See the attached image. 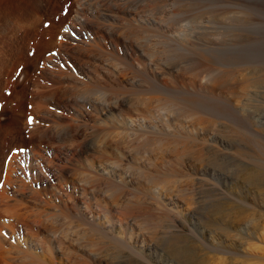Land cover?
<instances>
[{
    "label": "bare ground",
    "instance_id": "bare-ground-1",
    "mask_svg": "<svg viewBox=\"0 0 264 264\" xmlns=\"http://www.w3.org/2000/svg\"><path fill=\"white\" fill-rule=\"evenodd\" d=\"M139 1L0 0V23H4L10 32L7 41L0 38V73L3 71L5 77L9 76L13 63L12 52L20 50L18 47L16 49L17 45L26 48L29 46L33 51H43L40 57L43 77H46V74L58 73L56 76L64 78L63 80L59 81V77L54 75L52 77H56L60 84L68 82L71 85L68 86L70 88L62 86L64 90L60 91H63V94H58L57 89L44 90L43 99L36 103L39 107L53 105L61 109V112L57 111L53 116L50 114L49 118L43 117L49 119V123H40L36 118L31 124L22 122L23 128L34 138L32 142L35 145L27 152H12L11 164L8 161L11 166L8 169L11 172L7 171L9 175L7 174L4 182V186H10V183L14 182L12 172H15L16 168L12 166L24 160L27 167L21 163L19 167L22 166L20 171L26 182L23 181L24 186L14 191L20 199H17L19 202L24 199L39 204L35 200L38 198L42 201V189L51 187L63 200L65 209L61 212L66 215L71 214L78 203L84 204L85 211L90 212L89 196L92 195L98 209H94V212L96 211L97 219L102 220L105 215L100 209L103 205H100L99 201L106 202L111 197L115 199L117 193L125 192L130 185L135 184L134 176H127L126 170L132 169L131 172H134L141 166L145 168L147 161L151 160L149 156L157 161L161 157L160 154L166 155L173 149L181 153L190 149H207L217 155L227 156L228 154L223 152L226 144L220 143L219 138L209 136L202 129L205 123L202 113L205 115V109L198 111L197 104V112L187 113L182 111L180 106L178 107L181 110L171 106L173 104L169 105V102L164 104L163 101L166 100L158 96L172 97L171 90L176 91L179 86L184 90L191 88L199 92L216 90L219 94L217 104L222 122L239 130L245 129L241 134L250 145L256 143L257 134L264 139L263 133L256 129L261 128L256 121V106L241 100L242 95L238 93L233 82L239 70L246 67L252 68L253 74L264 78V58L263 62L259 60L260 56L264 55V22H252L249 12L242 11L244 8L239 0H146L142 4ZM257 4L264 6L263 3ZM252 12L264 20V16L256 13L255 9ZM187 26L192 31L189 36L188 29L185 34L182 33L183 37H177L178 41L172 38L173 29L178 27L177 29L184 28L186 31ZM178 31L180 33V30ZM77 49L80 55L94 61H78L81 63L79 71L84 77L77 76L78 80L74 78V82L70 83V76L73 75L68 74L71 65L67 56L74 50L77 52ZM53 51L58 52L66 65L51 67L55 62ZM193 54H197V57L199 55L200 58L197 59L198 62H194L197 63L196 70L190 66ZM189 72H192V75L188 79ZM253 88L247 94L251 100L264 94L258 86ZM127 92H131L134 98ZM177 92L180 95L182 93ZM256 101L262 106L263 102ZM66 109L70 111L69 114L64 111ZM219 121L222 123L220 119ZM19 123L21 124V121ZM128 137L140 148L136 147L132 152L129 150L126 155L122 154V159L126 162L133 161L134 165L127 167L125 163H121L118 167L112 166L114 164L105 167L100 164L103 173L95 172L88 156L97 155L100 150L110 148V141L125 143ZM42 140H50L55 147L50 152L52 157L50 155L46 158L42 153ZM246 160L247 167H253L252 171L258 176H264V147L258 150L256 156ZM83 161H86V166L82 165ZM108 167L112 169L109 170ZM79 172L89 175L84 174V178L82 175L84 180L78 185L71 179L72 193L76 194L73 200V194L64 189V183L67 186L70 178ZM150 183H146L148 188ZM114 189L117 193L112 194ZM0 192V202L15 201L14 203L18 204L17 200L12 201L6 196V191L2 189ZM153 195L149 201L139 195L137 203L130 205L132 208H127L128 210L116 205L112 224H109L108 216L101 222L106 228L110 227L102 233L104 239L99 238L98 242L94 240L84 247H78L80 244H77L90 258V264H107L110 259L115 258L118 262L123 258L146 264L144 259L150 258L147 254V250L151 248L150 239L156 238L154 236L157 234L171 237L173 233L188 231L185 220L189 214L183 211L184 202L179 197L168 195L165 200L162 193L157 191ZM258 203L259 198H256L254 207H257ZM151 213L157 214L158 223L165 224L167 229H156L150 238L146 234L150 230L144 232L139 225L135 228L132 220L142 217L143 214L151 216ZM168 229L172 230L171 234L167 232ZM59 230L51 229L49 235L52 243L57 246L61 262L65 264V260L69 261L71 257L66 253L64 243L71 242L72 239H64L61 236L64 239L61 240L58 234L62 233ZM127 231L131 232V237L125 235ZM64 233V236L70 235V232L66 233L68 235ZM71 233L79 232L77 230ZM74 242L72 240V244ZM34 259V263L30 260L31 264H36V257Z\"/></svg>",
    "mask_w": 264,
    "mask_h": 264
},
{
    "label": "rangeland",
    "instance_id": "rangeland-1",
    "mask_svg": "<svg viewBox=\"0 0 264 264\" xmlns=\"http://www.w3.org/2000/svg\"><path fill=\"white\" fill-rule=\"evenodd\" d=\"M145 1L146 0H140L139 3L142 4ZM239 3L243 5L244 10L242 11L249 12V19L252 22H264L263 19L252 12V10L255 9L256 13L264 16V6L257 4H264V0H239ZM177 28L178 27L173 29L174 32L171 34L172 38L177 41L179 40L177 37H183L188 29L187 35L191 31L188 26L186 31L183 30L184 28ZM178 30H180L181 34ZM9 33L6 25L1 22V40L7 41ZM17 47L20 50L16 51L13 49L14 52H12L13 55H11L13 63L10 67L11 72L9 76L5 77L3 71L0 73V191L2 189L4 192L6 191V196L8 198L10 197L12 201L13 199L20 200L19 197H16L14 191L15 189L18 191L20 189H18V187L24 186L23 181L26 182V180H24L25 176H23L21 174L22 171H20V167L22 166L19 167V164L21 163V165L27 167L24 160L20 161L19 164L17 163V165H13L12 167L16 168L14 169L15 172H12V181L14 182L10 183V186H4V182L6 181L5 178L8 172H11L8 167H11L10 159L12 152H27L35 145L32 142L34 138L23 128L22 122L28 123L29 118L32 120L36 118L40 123H49V119H47V121L43 117L49 118L51 116L50 114L53 116L55 112H61V109L53 105L49 107H39L36 103L43 99L42 96L45 94L46 90L51 91L52 89H57L58 94H63V91H60V89L64 90L62 86L65 88L71 87L68 82L64 84L59 83V81H61L60 79L63 80L64 78L56 76L59 75L58 73L52 75L57 78L59 77V81L56 77H52V75L46 74L47 76L43 77L41 68L42 61L40 60L43 51H33L32 47L29 46L26 48L17 45L16 49ZM53 53L55 62L53 63L54 66L50 65L51 67L56 68V66L60 67V65H66L57 51H53ZM263 58L264 55H261L259 60L263 62ZM67 59L70 61L69 64L71 65V68L68 70V72H70L67 73L73 75L70 76L73 79H70V83H73L75 79L81 76L78 68L81 64L79 63L80 61H82V63L86 60L91 62L94 61V59L90 60L80 55L78 49L77 52L76 50L70 52ZM197 59H200L199 55L197 57V54H193L190 61L191 64H193H190L192 69H197V63H194ZM192 60L194 61L192 62ZM252 72L253 69L249 67L240 69L233 79V82L237 87L238 93L242 95L241 100L256 106V115L258 117L256 121L257 125L261 126V128L256 129L264 135V94L257 96L258 99L253 97L252 100L247 95L251 89H254V86H258V89L264 92V78H260L259 75L253 74ZM189 73L190 74L187 73L188 79L190 78L189 76L192 75V72ZM180 88V86L176 87V91L173 92L171 90L170 95L172 97L165 98L164 96L162 97V95L158 96L166 100L163 101V103L165 102L164 104L169 102V105L173 104L171 106H175L179 110H181L180 107H182V111L187 113L188 111L197 112L196 108L198 105V111H202V108L205 109V112L203 111L205 115L202 113L203 120L205 119L202 129L205 130L209 136L211 135L219 138L220 143L224 142L226 146L223 152L229 156L217 155L214 151H209L207 149L203 151L190 149V151L188 150V152L185 153L173 149L169 150L166 155L160 154L161 157L157 159V161H154V159L149 156L151 160L147 161V168L141 166L138 170H141L139 173L137 169L134 172H131L133 171L132 169L126 170L128 173L127 176H134L135 184L130 185L125 192H120L121 194L117 193L114 189L112 194L117 193L115 199L111 197L107 199L106 202L102 200L99 201L100 205H103L100 209L105 215L104 217L101 216L102 220L97 219L96 211L94 212V209L97 211L98 209L95 206L91 194V196H89L90 212L85 211L84 204L78 203L74 211L66 215L61 212V210L65 209L63 208V200L51 187L45 190L42 189V201L38 198L37 200L33 199L35 202H39V204L36 202L38 205L24 199L20 202L17 200L18 204L14 203L15 201L9 202L11 200L7 201L9 203L0 202V264H31L32 262L34 263L32 260H35V257L37 259V262H35L36 264H64L61 262L62 260H60L56 244L52 243L49 235L51 234L50 230L55 228L60 229L59 231L62 234H58V236L61 240L70 238L73 242L75 239L76 242L72 244L71 240V242L66 241L64 243L66 253L71 257L69 261L65 260V262H67L65 264H90V258L78 247H84L94 240V242H98V240L104 239L102 233L110 229V227L106 228L101 225V222L104 221L106 216H108L107 219L110 220L109 224H112L116 207L121 206L124 210H128L137 203L140 196V198H142L143 195V198L149 201L151 199L150 196H154L153 193L156 191L159 193L161 192L165 200L167 199L165 196L168 195L171 197H179L185 203H183L185 207L183 211L189 214L185 220L188 231L184 233L179 232L178 234L173 233L174 235L172 234L171 237L170 235L169 237H164L163 235L157 234L154 236L156 238L150 239V236H153L156 229H167L166 225L160 222L158 223L157 214L155 213H151V216L150 214H143L142 217L137 218L138 220L133 218L132 221L135 223V228L139 225V227L142 226L144 232L150 230L146 233L148 237H150L149 241L151 244V248L147 250V254L150 258L149 260L144 259L146 264H264V176H258L252 171L253 167L246 166L248 162L246 159L256 156L258 150L264 147V139L257 134L256 143L250 145L241 134L245 132V129L239 130L230 124H227L230 125L227 127L226 122H222L219 114V104H217L219 103V94L216 90L212 89V86L211 92L200 91L201 93L199 90H191V88L185 90ZM177 91L182 92L181 95ZM128 93L133 95L131 92H127V94ZM133 98L134 95L132 99ZM167 99H169V101ZM256 100L263 102L262 106ZM36 107H38L39 110ZM35 109H37V111ZM64 111L68 114L70 113L67 109ZM207 111L208 113H206ZM219 119L222 123H220ZM20 121L21 124L19 123ZM131 139L132 138L128 137L125 139V143H118L119 145L116 142L110 141L108 145L110 148L107 147L106 150H100V152H97V155L92 154L88 156L89 159L92 160V166L95 172L103 173L100 169V164L105 167L110 164H114L112 166L118 167V164L121 163H125L127 167L133 166L135 162H126L122 159L124 158L122 154L126 155L129 150V152H132L136 150V147L140 148V146L133 144ZM47 141L42 140L40 145L43 148L42 153L46 158H48L51 155L50 152L55 149V147L52 146V142L50 140ZM102 151H104V153ZM50 157H52V155ZM239 160L240 162H238ZM8 161L10 162L9 165ZM82 165L86 166V161H83ZM192 165H194V169ZM108 168L109 170L112 169L110 167ZM129 173L132 174L130 175ZM84 174L89 175L85 172H79L70 178L67 186L64 183L66 192L69 190L68 193L73 194V200L76 194L72 193L71 179L78 185L79 182L81 183L82 180H84L83 178L86 177ZM147 182H151L149 188L146 186ZM64 196L63 198L66 200L67 197ZM80 198L81 194H79V199ZM256 198H259V203L257 207H254L253 203L256 201ZM11 211L13 213H11ZM56 217L59 218V220ZM48 218L51 219L49 220ZM178 229L182 231L181 228ZM67 230L70 232V235H68L69 233ZM74 230H78L79 233H71L75 232ZM170 231L172 230H167V232L171 234L172 232ZM63 233L70 237L64 236ZM100 234H102L103 238ZM125 235L131 237V232H125ZM61 236L64 237V239ZM192 238H194V240ZM197 238L201 242H198ZM77 244H80V246ZM41 248H43L42 251ZM115 259H110L107 264H115L116 262L114 263V261L118 260ZM122 259L123 258H120L119 262L117 261L116 264H139L131 259Z\"/></svg>",
    "mask_w": 264,
    "mask_h": 264
},
{
    "label": "snow or ice",
    "instance_id": "snow-or-ice-1",
    "mask_svg": "<svg viewBox=\"0 0 264 264\" xmlns=\"http://www.w3.org/2000/svg\"><path fill=\"white\" fill-rule=\"evenodd\" d=\"M65 31H67V29H65ZM41 67H43V65H41ZM28 123L29 124L33 123V120L31 118H29ZM5 235H7V234H5ZM13 242H15V241H13Z\"/></svg>",
    "mask_w": 264,
    "mask_h": 264
}]
</instances>
